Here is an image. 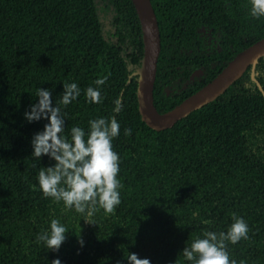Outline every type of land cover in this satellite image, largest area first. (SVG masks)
<instances>
[{
    "label": "trees",
    "instance_id": "trees-1",
    "mask_svg": "<svg viewBox=\"0 0 264 264\" xmlns=\"http://www.w3.org/2000/svg\"><path fill=\"white\" fill-rule=\"evenodd\" d=\"M150 1L160 32L153 86L160 113L264 37V17H250L247 0ZM142 56L132 0H0V264H50L56 257L62 264H127V252L150 264H187L184 243L204 228L223 230L233 212L247 222L249 238L227 244L230 258L264 264V94L250 67L214 100L155 130L138 110ZM106 74L101 103L86 102L83 89ZM254 76L264 91V56ZM73 81L81 95L59 105L65 133L74 124L87 130V120L99 116L120 123L112 145L121 203L112 213L96 212L95 223L33 188L39 168L53 161L31 156V136L46 120L29 123L23 113L37 87L49 89L55 103L62 84ZM117 97L122 109L113 113ZM53 216L69 228L55 252L35 241Z\"/></svg>",
    "mask_w": 264,
    "mask_h": 264
},
{
    "label": "clouds",
    "instance_id": "clouds-1",
    "mask_svg": "<svg viewBox=\"0 0 264 264\" xmlns=\"http://www.w3.org/2000/svg\"><path fill=\"white\" fill-rule=\"evenodd\" d=\"M247 12L252 18L264 17V0H247ZM108 76L103 75L92 81L83 89L86 102L99 104L102 101L101 86ZM63 91L55 103L52 93L47 88H36L35 103H31L23 113L24 119L31 123L46 120L42 130L32 134L30 139L31 156L40 160L46 156L53 163L41 166L36 173L33 188L39 190L43 197L53 203L62 205L63 210H72L80 219L95 223L94 216L98 211L112 213L121 203L118 178L119 156L113 150L112 141L119 135L120 123L116 117L99 116L87 120V130L74 124L65 133V117L59 105H68L81 95V88L76 82H64ZM122 109L120 99L113 100V113ZM131 129L125 128L124 135ZM193 217H199L193 211ZM79 219V220H80ZM203 225H211L210 219L200 218ZM69 228L60 218L53 216L47 227L35 235V241L46 249L57 251L66 240ZM249 228L242 216L231 213L230 223L223 230L204 228L180 251L187 264H237L231 259L227 244H236L241 239L247 240ZM83 247L84 241L78 239ZM127 264H150L146 257L140 258L134 252H127L124 257ZM50 264H62L56 257ZM117 264H120L117 261ZM239 264H244L240 261Z\"/></svg>",
    "mask_w": 264,
    "mask_h": 264
},
{
    "label": "water",
    "instance_id": "water-1",
    "mask_svg": "<svg viewBox=\"0 0 264 264\" xmlns=\"http://www.w3.org/2000/svg\"><path fill=\"white\" fill-rule=\"evenodd\" d=\"M136 9L143 41V56L136 70L138 110L142 120L152 129L163 130L172 127L177 121L190 112L202 107L223 93L236 79L250 67L251 78L264 91L256 80L255 67L260 57L264 56V37L239 51L226 65L206 84L184 98L173 108L160 113L153 102V86L159 57L160 32L157 18L150 0H132ZM200 73L194 70L190 78Z\"/></svg>",
    "mask_w": 264,
    "mask_h": 264
}]
</instances>
